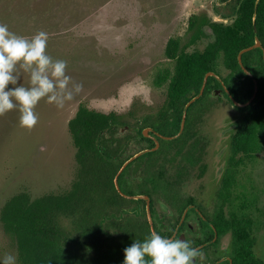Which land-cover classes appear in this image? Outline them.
I'll return each instance as SVG.
<instances>
[{"label":"rangeland","instance_id":"rangeland-1","mask_svg":"<svg viewBox=\"0 0 264 264\" xmlns=\"http://www.w3.org/2000/svg\"><path fill=\"white\" fill-rule=\"evenodd\" d=\"M227 10L221 0H0V23L26 38L41 30L47 32V54L54 60H66V74L72 82L83 84V90L66 101L63 108L42 98L34 108L38 123L31 129L19 126L18 110L0 116V213L5 203L19 193L27 192L36 200L72 187L77 149L69 122L81 106L106 114L133 112L128 122L134 128L121 129H126L123 134L135 137L137 129L153 120L166 102L167 84L158 88L155 82L164 69L174 68V62L167 57L170 40L176 39L183 46L190 37L194 16L207 14L214 21L228 22L222 17ZM208 41L200 42L197 48L203 50ZM193 50L194 47L189 49ZM17 67L21 83L27 87L29 76ZM217 71L222 77L230 74L222 61ZM211 101L198 128L207 154L217 159L244 114L225 97L218 100L212 94ZM145 145L133 142L128 155ZM173 152L166 147L157 159L175 178L178 167L166 162ZM153 160L146 158L138 166L144 170V179L148 178L145 172ZM249 165L242 170L262 190L246 196L249 201L257 198V202L261 197L259 201L264 205V151ZM135 167L130 168L129 175H133ZM157 199L167 200L163 192ZM122 214L113 211V216ZM63 223L71 230L69 220ZM7 254L17 259L16 246L0 220V257Z\"/></svg>","mask_w":264,"mask_h":264},{"label":"trees","instance_id":"trees-1","mask_svg":"<svg viewBox=\"0 0 264 264\" xmlns=\"http://www.w3.org/2000/svg\"><path fill=\"white\" fill-rule=\"evenodd\" d=\"M233 2L234 7L237 5L233 23H217L207 14L197 15L190 21V37L183 46L176 39L170 40L167 57L174 62V68L164 69L155 82L158 88L167 84L166 102L157 116L138 128L137 133L143 140L146 139L142 136L145 128H153L169 137L178 134L186 105L200 93L210 72L217 73L241 103L253 97L256 80L257 96L251 105L240 109L243 119L238 122L232 140L231 164L232 169L238 171L240 166L246 165V159L253 162L264 151V57L260 50L250 51L242 57L253 78L247 77L245 82L234 80L235 75L244 76L238 59L240 52L253 46L256 36L264 45V0ZM207 38L205 48L198 49V44ZM220 61L230 71L228 77L218 73ZM219 90H223L221 82L210 77L203 97L189 109L182 136L174 141L160 140L158 151L140 158V161L154 159L148 170L152 166L158 171L166 170L165 164L157 159L166 147L174 150L166 162L177 166V171H180V161L188 143L189 154H197L200 149L203 155L206 154L198 123L212 103V94ZM222 93L228 99L226 92ZM217 99L221 100V97L217 96ZM130 117H134L133 112L106 114L81 106L69 122L77 149V169L72 187L63 193L47 194L36 200L22 192L2 207L0 220L5 234L16 246L20 264H123L124 249L133 239L142 242L150 235L152 230L147 220H135L128 215L114 219L113 216V211L122 213L133 202L123 196L116 185L122 166L130 158L127 156L129 143L135 139L123 134L121 129L134 128L128 122ZM150 147L154 148L156 144L152 143ZM131 167L124 173L127 174ZM125 174L119 178L121 191L133 194L132 187L124 180ZM155 185H159L158 179ZM140 190V193H147L142 186ZM246 193L247 190L238 193L239 201H248L245 200ZM64 219L71 222V230L64 225Z\"/></svg>","mask_w":264,"mask_h":264},{"label":"flooded vegetation","instance_id":"flooded-vegetation-1","mask_svg":"<svg viewBox=\"0 0 264 264\" xmlns=\"http://www.w3.org/2000/svg\"><path fill=\"white\" fill-rule=\"evenodd\" d=\"M221 1L227 6L228 13L223 14L222 17L228 22L211 19L217 23L231 24L237 16V5L234 7L233 0H229L231 4L225 0ZM260 43L262 48L254 50H260L264 57V45L261 40ZM240 66L244 76L239 78L235 75V81L245 82L247 77L253 78L252 73L245 66L241 64ZM244 69H247L251 75H248ZM220 97L225 96L222 93ZM227 100L234 108L244 109L235 106V102H241L234 95L228 96ZM241 113L243 114L242 111ZM236 128L232 136L227 139V147L217 159H213V156L209 157L207 150L203 155L202 149L197 154H189L188 143L180 161V171L176 172L175 178L170 177L166 171L154 170L155 167L152 166L151 170L145 172L148 174L147 180L144 179L141 177L144 170L138 169V166L143 165L140 161L142 157L128 165V167L137 166L133 175H129V171L127 174L124 173L128 167L121 174H125L124 180L132 187L133 192L127 194L119 191L133 201L125 208L133 212L128 216L135 217V220L137 218L147 220L153 232L149 217L150 210L155 231L159 235L168 239L186 240L190 246L198 249L199 255L194 259V264H264V205L259 201L261 197L258 202L257 198L255 202L249 201L247 196L245 200L248 201L241 202L238 199V193L244 192L246 188L247 193L256 190L261 192L262 186L257 187L252 177L242 170V167L248 164L251 166V161L246 159V165L240 166L238 171L232 169V140ZM155 133L151 134L152 138L143 140L136 132L135 139L130 141L129 147L133 142L135 145L138 142H145L146 145L134 155H128V152L129 160L141 151L152 149L150 146L155 143V137L159 141L163 140ZM225 151L230 152L227 155ZM150 166L148 165V168ZM156 179L159 180V185L154 186ZM141 184L147 193H140ZM159 192H163L166 201L157 199ZM136 196H148L150 203L144 199L131 198Z\"/></svg>","mask_w":264,"mask_h":264},{"label":"clouds","instance_id":"clouds-1","mask_svg":"<svg viewBox=\"0 0 264 264\" xmlns=\"http://www.w3.org/2000/svg\"><path fill=\"white\" fill-rule=\"evenodd\" d=\"M48 40L43 30L26 38L0 23V116L18 110L20 127L31 129L38 123L34 108L42 98L63 108L83 90V84L72 82L66 74L67 61L47 54ZM17 66L29 76L27 87L21 83ZM198 255L188 241L164 238L153 231L142 242L133 239L124 249L123 264H194ZM0 264H17V259L7 254L0 257Z\"/></svg>","mask_w":264,"mask_h":264},{"label":"water","instance_id":"water-1","mask_svg":"<svg viewBox=\"0 0 264 264\" xmlns=\"http://www.w3.org/2000/svg\"><path fill=\"white\" fill-rule=\"evenodd\" d=\"M257 14L255 15V18H256ZM255 24V23H254ZM213 32V31H210V33ZM255 32L257 34V29H256V25H255ZM214 41V40H213ZM258 48H262V45L260 43V40L258 38V36H256V43L254 46H252L251 48H248V49H245L243 51H241V53L239 54V61H240V64L244 67L243 65V61H242V57L245 53L251 51V50H254V49H258ZM245 72L248 74V75H251V73L247 70V69H244ZM253 77V75H251ZM210 77H215L216 79H218L222 86H223V90H219L217 91L215 94L216 96H219V95H222V91L223 92H226V94L228 96H231V93L229 92V90L227 89V87L225 86L223 80L221 79V77L215 73V72H210L206 75L205 77V80H204V84L202 86V89L200 91V93L194 97L185 107L184 109V113H183V119H182V124H181V128H180V131L178 134H176L175 136H164V135H161L160 133H155V130L153 128H145L143 131H142V136L144 138H152L151 134L152 133H155L156 136L160 137L161 139L165 140V141H174L178 138H180L182 136V134L184 133V130H185V127H186V121H187V116H188V112H189V109L190 107L196 103L199 99H201L204 95V92H205V89H206V86H207V83H208V80ZM254 83H255V92H254V95L253 97L246 103H238V102H235V106L236 107H239V108H246L248 107L250 104L253 103V101L255 100L256 96H257V93H258V82L256 80H254ZM126 131V129H123L122 132L124 133ZM155 140V143H156V147L152 148V149H148V150H144V151H141L140 153H138L137 155H135L133 158H131L129 161H127L124 166L122 167V169L120 170L117 178H116V185H117V188L119 191H121V188H120V185H119V177L120 175L124 172V170L128 167L129 164H131L133 161H135L136 159L140 158V157H143L145 155H148L150 153H153V152H156L160 149L161 147V143L160 141L155 137L154 138ZM132 199H135V200H140V199H144L146 200L147 202L150 203V198L148 196H136V197H131ZM6 204V203H5ZM132 211L129 210V209H124L123 210V214L119 217V216H114L115 218L117 219H122L124 218L125 215H129L131 214ZM149 217H150V223H151V226H152V229L153 231H155V228H154V222H153V219L150 215V210H149ZM156 232V231H155Z\"/></svg>","mask_w":264,"mask_h":264}]
</instances>
